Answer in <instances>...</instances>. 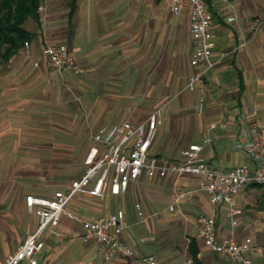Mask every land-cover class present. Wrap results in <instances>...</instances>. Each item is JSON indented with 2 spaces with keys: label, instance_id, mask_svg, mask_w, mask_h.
<instances>
[{
  "label": "crops",
  "instance_id": "1",
  "mask_svg": "<svg viewBox=\"0 0 264 264\" xmlns=\"http://www.w3.org/2000/svg\"><path fill=\"white\" fill-rule=\"evenodd\" d=\"M60 1L41 0L39 24L34 21L36 28L32 29L29 20L26 22L27 28L24 27L33 34L32 39L0 66V258L11 254L36 227V223L31 225L30 233L24 236V215L26 211L32 214L25 206V197L30 194L50 197L64 188H57V179L67 177V174H61L59 178L52 175L47 179L43 175L27 194V183L21 172L27 159L24 151L27 122L34 121L36 116H44L45 123L53 125L48 116L60 112L65 118L68 117L67 130L75 132L88 126L89 131L93 132L101 126L119 124L125 120L140 123L161 106L162 99L170 97L168 71L165 72V84L162 80L160 85L150 88L148 77L146 83L141 82L142 73L137 67L144 57L141 66H150V83L153 84L151 76L155 52L167 46L165 41L170 31V15L174 17L167 8L166 0H76L73 10L70 0L62 13L55 7ZM242 1H233L237 16L233 23L225 21L232 12L223 10L220 2H206L208 10L214 15L212 33L216 63L203 80L204 84L198 85L194 91L181 92L179 99H172L173 104L167 106L164 117L161 113L150 147L151 156L158 161L178 164L183 149L209 138L210 143L200 153L206 163L221 171L240 165L252 168L247 154L232 149V143L246 129L250 119L258 118L264 122V21L255 19L252 12L241 10ZM159 4L165 5L166 10L161 12L155 9ZM181 16L184 22H177L176 25L186 24L189 51L185 63L187 84L194 71L189 64L193 41L187 12ZM44 44H64L82 73L55 71L42 56ZM221 53L227 55L218 60ZM160 74L165 75L162 68ZM61 89L63 97L59 96ZM201 96L204 100L202 105L199 103ZM189 100H193L191 108L188 106ZM176 105L186 111L188 117L179 123L180 133L175 144L174 134H169L167 120ZM146 109L153 110L144 118L140 117L139 113ZM77 115L81 118L78 124L73 122V117ZM211 124H216V129L209 130ZM62 144L57 141L43 142L44 146L49 147ZM92 145L88 139V149ZM69 147H72L71 143ZM43 151L45 155L42 156ZM41 152L37 160L46 161L51 152ZM65 155L67 158L61 160L64 165L70 160L68 156L72 159V150ZM83 160L84 157V172ZM148 182L156 186L146 187V207L135 203L140 205V217L132 197L134 191H145L144 184ZM202 185L201 179L191 176L152 180L140 176L124 194H107L101 198L77 197L70 203V208L83 216L107 217L117 210L123 211L129 225L123 232V239L132 244L134 257L118 255L109 261L101 260L95 242L85 239L77 224L61 220L57 228L59 236L46 238L37 264H44L51 255L50 249H47L48 241L74 238L76 235L92 245L96 264H145L141 258L146 256L156 258L158 264H232L212 253L197 237L196 218L199 214L212 216L221 235L231 230L224 208L210 206ZM246 188L255 189L250 186ZM246 188L236 198L242 215L233 231L238 240L249 237L253 244L262 247L264 229L251 230L250 225L248 229H242L245 219H250L244 214L245 208L241 202V193ZM169 207L173 210L170 211ZM11 212L14 218L17 217L18 225H22L21 235L13 234ZM140 223L143 224L135 226ZM169 223L180 225L178 227L184 236V241L181 240L185 243L182 253L171 251L164 244L158 245L160 242L155 236L139 234L147 229L148 224L166 226ZM253 264H264V251L259 249L254 254Z\"/></svg>",
  "mask_w": 264,
  "mask_h": 264
},
{
  "label": "built area",
  "instance_id": "2",
  "mask_svg": "<svg viewBox=\"0 0 264 264\" xmlns=\"http://www.w3.org/2000/svg\"><path fill=\"white\" fill-rule=\"evenodd\" d=\"M207 1H218L223 10L232 12L225 18L227 23L236 21L234 0H166L167 8L174 17H179L183 12L188 14L189 32L193 41L189 64L194 71L185 90L190 92L203 84L216 63L212 33L214 15L208 10ZM226 55L221 53L218 60ZM42 56L59 73L65 70L82 73L64 44H44ZM203 101L201 96L200 105ZM160 115L159 108L140 123L125 120L90 132L89 139L93 145L84 156L83 174L50 197L32 194L25 197L26 208L37 219L36 227L11 254L0 258V264H37V257L43 250L46 238L59 236L57 228L61 220L77 224L84 238L95 242L97 253L104 261L118 255L133 258V249L123 239V232L127 228L123 211L117 210L107 217L83 216L73 211L70 203L77 197L101 198L107 194H124L140 176L147 180L185 176L201 179L202 190L210 206L224 208L231 230L221 235L212 216L199 214L196 218L197 237L212 253L224 257L232 264H253L254 254L259 249L264 251V246L253 244L249 237L238 240L233 229L237 227L242 215L236 204L239 193L250 185H264V122L258 118L250 119L246 129L232 143V149L247 154L252 168L240 165L221 171L200 157L203 148L210 143L209 138L183 149L178 164L160 162L152 157L150 147L154 131L160 123ZM208 129H216V124H211ZM134 207L141 217L140 205L135 204ZM169 210L173 208L169 207ZM141 262L158 264L152 256L141 258Z\"/></svg>",
  "mask_w": 264,
  "mask_h": 264
},
{
  "label": "rangeland",
  "instance_id": "3",
  "mask_svg": "<svg viewBox=\"0 0 264 264\" xmlns=\"http://www.w3.org/2000/svg\"><path fill=\"white\" fill-rule=\"evenodd\" d=\"M69 1L70 0H61L58 6L55 7H58L59 12L62 13L68 7ZM240 5L241 10L246 12H252L256 16L255 19H260V22L264 21V0H243ZM156 8L161 12L163 10H166L165 5L161 6L159 4L157 7H155V9ZM41 16L44 21V14ZM63 21L65 22V20ZM61 22L62 21H60L59 24H61ZM177 22H184V17L181 16L178 18H174L170 15V31L167 36V41H165L167 46H164L162 50L160 48L157 52H155L156 55L153 63V76H151L153 78V84L150 83V66H141L145 59L144 57L139 60V64L137 66L139 69V73H142L140 75V78L143 81L141 82L146 83V77H148V85L150 88L152 87V85L154 87L160 85L162 80H164L165 84V72L168 71L170 97L162 99L160 101L162 104L160 103L161 106L158 108L161 109L162 117H164L166 114L167 106L169 104H173L172 99H179V94H181V92H185V86L187 81L185 63L187 62V56L189 54V51L186 24L182 23L181 25H176ZM24 27L27 28L26 23L24 24ZM29 27L32 29L36 28V23L30 20ZM1 65H3L2 62H0V66ZM161 68L163 69V72L165 74H163L164 76L160 74ZM62 95L63 92L61 89L59 90V96L63 97ZM192 103L193 100H189L188 106L190 108L191 106H193ZM178 107L179 106L176 105L172 109V111L169 113V117L167 120L168 128L170 129L169 134H174L173 136L175 144L178 141L180 133L179 123L183 120V118H185L186 116L188 117V115L185 114L186 111ZM151 110H143V112L139 113V116L144 118ZM48 117L52 119L54 123L53 125H47L45 123V120H43L44 116L42 118L40 116H36V118L34 117V121L26 123L24 129V138L26 139V146L24 147V151L26 153L27 159L25 161L24 167L21 169V172L27 183V194L32 191L31 189L36 184L35 181H40L39 177L43 175L47 176L48 179L52 175H57L59 178L61 174H67L66 178H62L61 176V178L57 179V182H55L57 185H59V187L57 188H61L67 186L71 180L78 177L83 172L82 159L88 151V139L90 134L88 126H84L80 131L74 132L67 130L65 126L67 125L66 122L69 121L68 117L65 118L62 114H60V112L56 115H51ZM80 121L81 118L79 115L73 117L74 123L78 124ZM44 141L51 143L57 141L63 144L61 146L49 147L43 145ZM66 143L67 146L65 145ZM70 143L72 144V147H69ZM41 150H49V152H51L49 153V156L46 157V161L41 162L37 160L38 155L41 156ZM71 150L73 154L72 159L68 156L70 160L66 165H64L61 160L67 158L65 153H69V151ZM43 155H45L44 151L42 156ZM56 158L57 161L55 160ZM144 186L145 191L141 192L140 190L138 191V193L134 191V197H132V201L134 202V204L140 203L141 205H145L146 207V187L152 188L155 187L156 184L148 182L147 184H144ZM263 198L264 188L260 187H256L254 190L246 188L241 193V202L245 208L244 214L246 215V217L250 216V219H245V223H243L242 229H248V225H250L251 230L257 228L259 231H261L262 229H264V202L260 204ZM23 219L24 221L26 220L24 232L25 236L30 233V227L31 225L34 226V224L36 223V218L34 217V215L26 211V214L24 215ZM10 223L11 227L13 228V234L17 233L21 235L22 225H18L17 217L14 218L12 212ZM142 224L143 223H140L139 225L135 226H140ZM128 226L129 225L127 223V227ZM178 226L180 225L177 223H169L166 226H162L160 224H148L147 229L139 232V234L155 236V239H159L158 241L160 243H158V245L164 244L165 246L170 247L169 250L182 253L184 251L185 243L182 242L181 239H183L184 236L180 232V227ZM18 227L20 229H18ZM262 232H264V230ZM162 240H164V242H162ZM251 241L253 242L252 239ZM127 243L132 247V244L128 240ZM47 249H50L49 251L51 255L48 256L44 264H96L97 261L96 258H94L92 245L89 242L83 240L82 237L78 235H76V237L74 238L63 237L57 239V241H48ZM101 260L103 259L101 258Z\"/></svg>",
  "mask_w": 264,
  "mask_h": 264
},
{
  "label": "trees",
  "instance_id": "4",
  "mask_svg": "<svg viewBox=\"0 0 264 264\" xmlns=\"http://www.w3.org/2000/svg\"><path fill=\"white\" fill-rule=\"evenodd\" d=\"M76 0H71V10ZM41 0H0V61L8 62L25 43H29L33 34L24 28V24L35 21L39 24ZM252 188H264V185H250ZM264 202V198L260 204Z\"/></svg>",
  "mask_w": 264,
  "mask_h": 264
}]
</instances>
